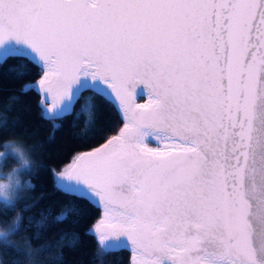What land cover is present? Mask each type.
Instances as JSON below:
<instances>
[{
  "label": "snow or ice",
  "instance_id": "obj_1",
  "mask_svg": "<svg viewBox=\"0 0 264 264\" xmlns=\"http://www.w3.org/2000/svg\"><path fill=\"white\" fill-rule=\"evenodd\" d=\"M29 65L40 78L19 92L41 96L49 141L97 96L124 123L51 169L71 199L50 222L41 211L31 238L17 206H35L21 192L36 174L18 140H0V164L17 165L0 172V249L13 264L51 252L32 240L83 215L79 201L102 207L85 232L100 264L119 252L126 264H264V0H0V69L23 79Z\"/></svg>",
  "mask_w": 264,
  "mask_h": 264
},
{
  "label": "trees",
  "instance_id": "obj_2",
  "mask_svg": "<svg viewBox=\"0 0 264 264\" xmlns=\"http://www.w3.org/2000/svg\"><path fill=\"white\" fill-rule=\"evenodd\" d=\"M15 63V61H10ZM30 72L23 79H17L14 74H9L5 69H0V140L15 139L23 146L29 154L32 163L33 182L36 185L34 191L25 189L21 196L27 197V203H34L29 211H22L23 204L17 206L23 216L25 231L22 235L33 237L36 231L35 223L39 220V213H47L52 209L49 215V222L61 211L62 206L71 198L62 195L53 188L51 169L57 172L62 165H66L75 155L89 151L102 143L109 137L118 134L123 126L122 115L117 112L113 105L106 103L104 99L97 96L92 104L94 107L87 110L75 120L76 127H70L73 122L75 112L63 121V126L55 132V138L49 141L53 129L49 122L43 120L40 115L38 104L41 96L34 91H29L27 95H20V87L24 82L35 83L40 76L37 75V69L29 65ZM93 93L84 92L81 101L75 106V111L81 110L86 97H91ZM12 96H18L19 99L11 101ZM143 99V98H142ZM138 97V100H142ZM6 118V123H5ZM3 149L0 148V151ZM16 165L14 161L9 160L7 169ZM30 176L21 175V180H27ZM43 197L42 199L40 197ZM83 209V215L77 218L70 215L68 221L59 223L47 228L40 229L41 237L38 240H32L33 249H39L41 245L49 244L52 246L51 252L42 254L34 252L31 257V264H100L96 258L98 251L95 240L85 235L86 230L90 229L98 217L102 215V208L96 209L86 202H78ZM11 215H15L12 213ZM29 217H33V222L29 223ZM78 223H72L77 220ZM63 233L69 235L65 238L64 246L57 247V241ZM72 233L80 234L79 243L75 247H68V239ZM14 240H19L14 237ZM62 253V259H58ZM127 252H119L104 257V264H126ZM17 259L12 253H5L0 249V261L3 264H13ZM25 260L24 264H28Z\"/></svg>",
  "mask_w": 264,
  "mask_h": 264
},
{
  "label": "water",
  "instance_id": "obj_3",
  "mask_svg": "<svg viewBox=\"0 0 264 264\" xmlns=\"http://www.w3.org/2000/svg\"><path fill=\"white\" fill-rule=\"evenodd\" d=\"M38 80H39V79H38ZM38 80H37V81H38ZM37 81H36V82H37ZM136 102H137V103H146V102H147V95L144 96V99H143L142 101H139V100H138V97H137ZM120 113H121V115H122V111H121ZM122 127H123V126H122ZM111 137H112V136H111ZM111 137H109L108 139H110ZM108 139H107V140H108ZM107 140H106L104 143H106ZM104 143H102L101 145H99V146H97V147H101ZM97 147H95V148H97ZM95 148H93V149H91V150H94ZM89 151H90V150H89ZM85 152H86V151H85ZM81 153H82V152H81ZM79 154H80V153H79ZM77 155H78V154H77ZM101 208H102V207H101Z\"/></svg>",
  "mask_w": 264,
  "mask_h": 264
},
{
  "label": "rangeland",
  "instance_id": "obj_4",
  "mask_svg": "<svg viewBox=\"0 0 264 264\" xmlns=\"http://www.w3.org/2000/svg\"><path fill=\"white\" fill-rule=\"evenodd\" d=\"M151 146H155V144H153V145H151ZM3 151V150H2ZM2 164H0V172H2V173H7L8 171H10L11 170V168L12 167H15V166H17V165H12L11 167H9V168H7V169H3L2 168V166H1ZM0 182H7L6 180L5 181H0ZM102 216V215H101ZM29 264V263H28Z\"/></svg>",
  "mask_w": 264,
  "mask_h": 264
},
{
  "label": "clouds",
  "instance_id": "obj_5",
  "mask_svg": "<svg viewBox=\"0 0 264 264\" xmlns=\"http://www.w3.org/2000/svg\"><path fill=\"white\" fill-rule=\"evenodd\" d=\"M3 229H0V231H2Z\"/></svg>",
  "mask_w": 264,
  "mask_h": 264
}]
</instances>
